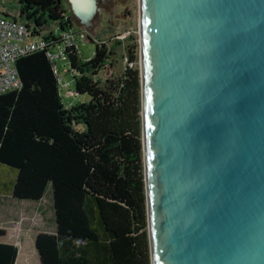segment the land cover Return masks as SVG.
<instances>
[{
  "label": "water",
  "instance_id": "95a60500",
  "mask_svg": "<svg viewBox=\"0 0 264 264\" xmlns=\"http://www.w3.org/2000/svg\"><path fill=\"white\" fill-rule=\"evenodd\" d=\"M141 21L151 264H264V0H141Z\"/></svg>",
  "mask_w": 264,
  "mask_h": 264
},
{
  "label": "trees",
  "instance_id": "16d2710c",
  "mask_svg": "<svg viewBox=\"0 0 264 264\" xmlns=\"http://www.w3.org/2000/svg\"><path fill=\"white\" fill-rule=\"evenodd\" d=\"M16 17L32 38L55 25L44 49L17 59L20 87L0 95V169L13 174L3 190L26 202L51 190L55 231L35 236L40 264H151L136 45L106 85L96 76L110 62L109 49L87 36V58L66 49L58 62L74 97L89 99L66 107L49 59L58 34L72 29L62 0H18ZM17 255L15 245L0 242V264H14Z\"/></svg>",
  "mask_w": 264,
  "mask_h": 264
},
{
  "label": "rangeland",
  "instance_id": "374dc122",
  "mask_svg": "<svg viewBox=\"0 0 264 264\" xmlns=\"http://www.w3.org/2000/svg\"><path fill=\"white\" fill-rule=\"evenodd\" d=\"M139 3V0H62L66 14L72 22L71 31L89 37L94 44H103L113 53L109 56L108 66L96 76V80L102 85H106L107 81H116L115 77L127 66L126 49L133 43L136 45V66L140 71L142 35L139 26ZM17 9V0H0V11L5 10L9 16H13ZM54 26L50 25L49 28ZM92 47L93 45L87 44L86 39H83L79 49L82 50L84 58L91 55ZM62 66L63 63H57L58 68ZM59 76H62L64 82L70 83V86L61 92L64 106L69 107L89 100L87 96L74 97L71 77L61 70ZM12 179L11 171L1 172L0 169V229L5 231L0 242L17 247L18 255L14 264H39L34 251L35 236L39 232L53 233L55 230L50 186H47L41 204L20 202L12 199L9 193L3 190L2 185L8 184ZM40 205L43 211L39 214ZM43 212L46 214L43 215Z\"/></svg>",
  "mask_w": 264,
  "mask_h": 264
},
{
  "label": "built area",
  "instance_id": "2783aa9c",
  "mask_svg": "<svg viewBox=\"0 0 264 264\" xmlns=\"http://www.w3.org/2000/svg\"><path fill=\"white\" fill-rule=\"evenodd\" d=\"M30 30L25 26V22L18 17L0 14V95L20 87L15 64L17 59L28 53L44 49L48 45V41L50 42L49 37L53 34L51 33L53 30L50 29L32 38ZM58 35L62 42L51 51L49 59L55 64L54 67L57 71L66 72V64L63 63V66L58 68L57 62L64 59L63 53L66 49L79 50L85 36L80 32L74 33L70 29L63 30ZM59 84L61 91L70 86V83L63 81L62 76H59Z\"/></svg>",
  "mask_w": 264,
  "mask_h": 264
},
{
  "label": "bare ground",
  "instance_id": "6f19581e",
  "mask_svg": "<svg viewBox=\"0 0 264 264\" xmlns=\"http://www.w3.org/2000/svg\"><path fill=\"white\" fill-rule=\"evenodd\" d=\"M139 6H140V34L142 35V21H141V0H139ZM140 35V36H141ZM140 43H141V55H140V74H142V76H143V55H142V36L140 37ZM142 141H143V137H142ZM144 145V147H143V153H144V151H145V149H146V141L144 140L143 141V144H142V146ZM149 224H150V221H149ZM148 227H149V225H148Z\"/></svg>",
  "mask_w": 264,
  "mask_h": 264
},
{
  "label": "crops",
  "instance_id": "0c3cea01",
  "mask_svg": "<svg viewBox=\"0 0 264 264\" xmlns=\"http://www.w3.org/2000/svg\"><path fill=\"white\" fill-rule=\"evenodd\" d=\"M1 1H3V0H1ZM18 1V0H17ZM0 14H2V15H7V16H9L10 14L9 13H7L5 10H1L0 11ZM13 16H17V12L13 15ZM66 16H68L67 14H66ZM42 200V199H41ZM41 200L39 201V202H28V203H31V204H41ZM20 202H26V201H20ZM51 207H52V205H51ZM41 211H43V209L41 208V205H40V207H38V213L40 214L41 213ZM51 213H52V216H53V219H54V210H53V208H52V211H51ZM44 214H46V213H44L43 212V215ZM54 227H55V225H54ZM55 231V230H54ZM54 233V232H53ZM9 244V243H8ZM34 251H35V246H34ZM36 252V251H35ZM36 257H37V260H38V263L40 264V262H39V257L37 256V253H36Z\"/></svg>",
  "mask_w": 264,
  "mask_h": 264
}]
</instances>
